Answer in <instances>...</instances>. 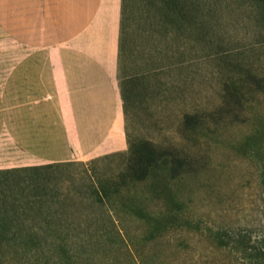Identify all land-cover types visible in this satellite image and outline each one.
I'll list each match as a JSON object with an SVG mask.
<instances>
[{
	"label": "rangeland",
	"instance_id": "obj_1",
	"mask_svg": "<svg viewBox=\"0 0 264 264\" xmlns=\"http://www.w3.org/2000/svg\"><path fill=\"white\" fill-rule=\"evenodd\" d=\"M203 21L200 68L166 71L130 133L169 161L137 182L127 152L0 176V264H248L196 228L264 234V0H207Z\"/></svg>",
	"mask_w": 264,
	"mask_h": 264
},
{
	"label": "crops",
	"instance_id": "obj_2",
	"mask_svg": "<svg viewBox=\"0 0 264 264\" xmlns=\"http://www.w3.org/2000/svg\"><path fill=\"white\" fill-rule=\"evenodd\" d=\"M169 2L199 5L181 31ZM206 2L0 0V176L125 154L165 72L206 58Z\"/></svg>",
	"mask_w": 264,
	"mask_h": 264
},
{
	"label": "trees",
	"instance_id": "obj_3",
	"mask_svg": "<svg viewBox=\"0 0 264 264\" xmlns=\"http://www.w3.org/2000/svg\"><path fill=\"white\" fill-rule=\"evenodd\" d=\"M162 6L169 10V13H162V20H165L168 17L170 25H173L176 31H181L183 29V21L189 18L188 11H198L199 5L169 2ZM184 121L188 124L190 122V115H185ZM140 141L141 142L138 145L132 144L131 141H128L127 154L129 160L126 164V174L124 176L128 177L131 182H137L146 178L149 171L154 174L155 168L159 167L160 164L169 161L166 157V151L159 149L153 142L145 139ZM174 161H176L179 166L182 164L176 158H174ZM50 166L53 165H49V167ZM99 187H95L94 190L95 194L98 195L97 198L101 200L102 194H105L106 191L101 184ZM140 212L141 210H137L138 214ZM6 225L3 224L1 227H5L7 230L13 228L10 226L6 227ZM196 229L197 231L202 230V232H206V235L212 238L217 246L234 251L238 256V259L247 261L248 264H264V234L261 235L259 239L251 241L250 235L246 232L234 233L230 240H226L224 239V236H227V234L225 235V233H221L220 231L214 232L209 227L200 228L198 226ZM52 232H55V234L58 235L60 234V231L55 228L52 229ZM32 243L36 244L34 240L31 241V244Z\"/></svg>",
	"mask_w": 264,
	"mask_h": 264
}]
</instances>
